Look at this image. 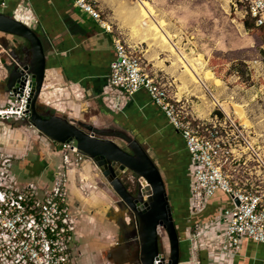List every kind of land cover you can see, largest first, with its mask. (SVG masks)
Listing matches in <instances>:
<instances>
[{"label": "crops", "instance_id": "1", "mask_svg": "<svg viewBox=\"0 0 264 264\" xmlns=\"http://www.w3.org/2000/svg\"><path fill=\"white\" fill-rule=\"evenodd\" d=\"M88 1L124 32L129 45L144 49L142 54L151 72H164L170 76V85L177 83L173 67L162 68V63L169 64L174 56L158 51L160 45L150 41V32L148 38L144 32L129 37L136 27L137 8L126 5L124 0ZM0 13L25 24L45 41L47 71L39 110L89 124L112 125L146 147L158 162L180 234V264H264L262 244L242 239L238 247H233L226 241L223 216L234 208L227 194L218 192L198 213H193L196 165L185 140L146 91L128 96L112 87L111 65L116 59L112 36L87 12L74 0H0ZM5 38L11 39L0 34L1 40ZM4 56L0 48V106L9 102L1 59ZM24 123L0 124V153L11 157L12 175L22 184L36 182L52 187L55 175L64 167L62 145ZM94 172L89 162L72 165L68 171L67 195L76 220V246L83 254L78 264H85L84 258L90 264H116L113 252L123 239L117 217L120 211L97 188ZM165 253L168 257L170 251ZM130 254V250L122 252L119 263L128 264Z\"/></svg>", "mask_w": 264, "mask_h": 264}, {"label": "built area", "instance_id": "2", "mask_svg": "<svg viewBox=\"0 0 264 264\" xmlns=\"http://www.w3.org/2000/svg\"><path fill=\"white\" fill-rule=\"evenodd\" d=\"M74 1L106 34L112 36L116 51V59L111 65L112 87L128 96L146 91L185 140L196 165L193 213H198L209 199L223 192L234 202V208L223 216L227 225L226 241L233 247H238L242 239L264 246L261 156L256 150H250L249 142L240 143L241 146L248 145V150H232L230 139L232 136L240 137L235 130L227 132L225 125L218 124L217 118L215 125L209 126L187 113L182 101L171 95L172 86L149 70L141 50L129 45L95 4L88 0ZM242 2L246 4L247 14L255 26L264 28V0ZM32 92L31 76L23 91H9L8 104L0 106V124L30 120ZM62 146L64 167L55 175L52 187L36 182L22 184L12 175L11 157L0 153V264H78V259L83 257L76 246V220L67 195V183L70 167L88 160L75 143ZM240 151L251 154L257 163L254 169L258 170L260 185L256 190L255 185L248 189L249 183L235 182V178L224 171L229 156ZM244 165L248 167V163ZM236 200H239V206ZM155 264L166 263L156 260Z\"/></svg>", "mask_w": 264, "mask_h": 264}, {"label": "rangeland", "instance_id": "3", "mask_svg": "<svg viewBox=\"0 0 264 264\" xmlns=\"http://www.w3.org/2000/svg\"><path fill=\"white\" fill-rule=\"evenodd\" d=\"M124 2L138 11V17L134 15L136 27L129 37H138L144 31L146 35L150 32L152 40L164 47L159 38V36L162 38L161 32L158 31L157 36L152 33L149 25H143V22L153 25L154 20L161 23L163 30H166L171 41H174L175 49L178 48L176 51L185 55L198 76L201 75L200 78H203V84L196 81L188 68L184 67L182 60L180 62V53L174 50L173 52L169 45L165 46L168 50L158 47L160 48L158 51L173 53L174 59H171L169 64L163 62L162 68L172 66L176 71L173 76L177 83L171 85V95L182 101L184 110L209 126L215 125L217 118L218 124L225 125L227 132L235 130L240 137L232 136L230 139L232 150H248V145L241 144L249 142L250 150H256L261 156L264 193V28L255 26L242 0H124ZM143 3L148 5L147 7L151 6L154 20L144 19L141 15L144 14ZM245 22L250 24V29L245 27ZM154 30L156 31V28ZM119 32L125 36L123 31ZM142 50L144 51L143 48ZM156 72L160 79L172 84L169 75ZM215 99L219 103L216 104ZM4 124L2 123V126ZM22 131L25 132V129ZM25 151L29 150H23ZM234 154L229 156L224 171L232 175L235 182L249 183L246 187L248 189L255 185L256 190L260 185L257 181L258 170L254 169L257 163L251 158V154L242 151ZM245 163H248V167L244 165ZM162 236L163 247L169 252L166 233L163 232ZM82 261L90 264L88 258Z\"/></svg>", "mask_w": 264, "mask_h": 264}, {"label": "water", "instance_id": "4", "mask_svg": "<svg viewBox=\"0 0 264 264\" xmlns=\"http://www.w3.org/2000/svg\"><path fill=\"white\" fill-rule=\"evenodd\" d=\"M0 34L11 39H0L1 57L7 89L23 91L32 77V98L29 104L30 120L25 126L33 127L50 141L59 145L75 143L95 168V184L105 192L120 211L117 216L121 229L122 247L113 252V260L134 246L132 262L128 264H180L181 239L170 202L168 186L158 162L149 150L127 133L112 125L89 124L83 120L43 114L39 110L47 71V48L44 39L15 18L0 13ZM239 206V200H236ZM132 231V234L122 232ZM165 232L169 256L161 245Z\"/></svg>", "mask_w": 264, "mask_h": 264}, {"label": "bare ground", "instance_id": "5", "mask_svg": "<svg viewBox=\"0 0 264 264\" xmlns=\"http://www.w3.org/2000/svg\"><path fill=\"white\" fill-rule=\"evenodd\" d=\"M143 5V12H144V14L142 13L141 15L143 16V18L145 19V18H150V19H153V16H154V13H153V11H151V6L150 7H147L144 3L142 4ZM138 14V13H137ZM136 17H138V15H136ZM133 19V18H132ZM155 19V18H154ZM153 19V20H154ZM142 22H143V20H142ZM154 24L152 25V24H149V23H144L143 22V25L144 26H150V29H151V31H152V33L154 32L157 36H159V33H158V31L159 32H161V36H162V38L159 36V38H160V40H161V43H163V45H165V46H170L171 47V49H172V51L174 50L175 52H179V51H176L177 49H175V44H173L172 43V41H171V38H170V34L169 35H167V33H166V30L164 31L163 30V26H161L162 24L161 23H157V21H155L154 20ZM156 28V31L154 30V29ZM145 29H147V28H145ZM144 32H146V31H144ZM149 32V31H148ZM169 32V31H168ZM149 36L148 35H145V38H148ZM164 39V40H163ZM152 40V38H151V36H150V41ZM147 41V40H146ZM145 42V41H144ZM160 42V41H159ZM160 43V44H161ZM177 48V47H176ZM173 51V52H174ZM180 53V52H179ZM179 53H177V54H179ZM173 54V53H172ZM181 58H179L180 59V62H181V60H182V63H184V67L186 68H188V70H189V73L190 74H192L195 78H196V81H198L200 84H203V78L201 79L200 77H201V75L200 76H198V74H197V71L193 68V66L191 65V63L189 62V59L185 56V55H182V53H180V55H179ZM186 68V69H187ZM190 80V79H189ZM194 80V79H193ZM195 81V80H194ZM191 82V81H190ZM198 83V84H199ZM183 89V88H182ZM183 92V91H182ZM187 92V91H186ZM189 92V91H188ZM184 93V92H183ZM182 94V93H181ZM215 97V96H214ZM215 101H216V104L217 103H219V101L218 100H216L215 99ZM215 101H213V102H215ZM220 105V104H219ZM200 114V113H199ZM206 115H208V114H206ZM203 116V115H202Z\"/></svg>", "mask_w": 264, "mask_h": 264}, {"label": "flooded vegetation", "instance_id": "6", "mask_svg": "<svg viewBox=\"0 0 264 264\" xmlns=\"http://www.w3.org/2000/svg\"><path fill=\"white\" fill-rule=\"evenodd\" d=\"M40 111H41L43 114H48L47 110H42V109H40ZM118 224H119V225H122V221L119 220V221H118ZM122 232L128 234V236H129V234H130V235L132 234V231L125 232V230H123ZM133 253H134V246L131 247V254H130V258H129V261H130V262L133 261V260H132Z\"/></svg>", "mask_w": 264, "mask_h": 264}, {"label": "trees", "instance_id": "7", "mask_svg": "<svg viewBox=\"0 0 264 264\" xmlns=\"http://www.w3.org/2000/svg\"><path fill=\"white\" fill-rule=\"evenodd\" d=\"M245 27H246L247 29H250V24L247 23V22H245Z\"/></svg>", "mask_w": 264, "mask_h": 264}]
</instances>
